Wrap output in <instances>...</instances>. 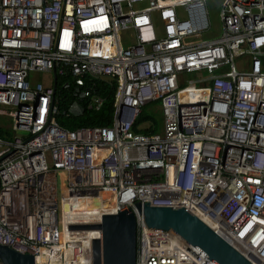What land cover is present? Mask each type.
I'll use <instances>...</instances> for the list:
<instances>
[{"label":"built area","instance_id":"obj_1","mask_svg":"<svg viewBox=\"0 0 264 264\" xmlns=\"http://www.w3.org/2000/svg\"><path fill=\"white\" fill-rule=\"evenodd\" d=\"M208 1L0 0V115L12 122L0 124L12 133L0 136V244L35 264H93L102 230L80 227L131 208L136 264H214L148 228L139 201L187 208L264 264V0H224L221 36L190 43L211 27ZM100 81L111 123L61 125L102 108ZM153 101L160 132H137ZM80 203L102 204L90 223Z\"/></svg>","mask_w":264,"mask_h":264},{"label":"water","instance_id":"obj_2","mask_svg":"<svg viewBox=\"0 0 264 264\" xmlns=\"http://www.w3.org/2000/svg\"><path fill=\"white\" fill-rule=\"evenodd\" d=\"M148 228L173 230L195 246L214 264H252L232 245L221 231H214L196 214L181 206H152L136 203ZM81 229L102 230V240L94 242L93 264H136L137 219L131 208L118 213L104 214L100 225L81 226ZM3 264H35L34 256L21 254L0 244Z\"/></svg>","mask_w":264,"mask_h":264},{"label":"trees","instance_id":"obj_3","mask_svg":"<svg viewBox=\"0 0 264 264\" xmlns=\"http://www.w3.org/2000/svg\"><path fill=\"white\" fill-rule=\"evenodd\" d=\"M99 87L102 94L105 95V101L101 109L87 110L82 116H78V117H59L58 119L59 123L68 128H71V130H75V128L79 126L109 125L112 121V116L114 112V95H113L114 91L113 90L111 91L109 84L106 83L105 81H100ZM64 104L65 102H62V105ZM144 121H149L150 124L147 126L142 123L143 126H141V122ZM157 125H158V121L156 120V118L149 115L148 112L146 110H143L142 108L141 113L137 117L135 123V130L143 134L157 133L158 132L156 130ZM0 136L4 138H9L12 137V133L9 130H4V128H0Z\"/></svg>","mask_w":264,"mask_h":264},{"label":"rangeland","instance_id":"obj_4","mask_svg":"<svg viewBox=\"0 0 264 264\" xmlns=\"http://www.w3.org/2000/svg\"><path fill=\"white\" fill-rule=\"evenodd\" d=\"M223 3H224V0H209L208 1L207 6L209 10V18H210L211 27L207 32L203 34H197V36L190 38L189 39L190 43H200L204 40H210V39H214V38L221 36V33L223 31V25H222L220 13L222 11ZM128 41L129 39L127 40V42ZM250 60L251 58L247 56L245 58L238 60L237 65L246 67V69L248 70L250 66ZM263 61H264V56H263ZM31 77L33 80L42 79L45 81L47 79L48 80L50 79V76L46 73L33 74ZM189 77L194 79L195 74L189 75ZM148 104L143 106L142 108L143 110H146L149 115L156 118V120L158 121L156 130L160 132L161 126H163V113H161L159 103L158 101L156 102L153 101ZM142 123L147 126L150 124L149 121H144V122H141V126H143ZM0 124L8 126V125H11L12 122L7 120L5 116L0 115Z\"/></svg>","mask_w":264,"mask_h":264},{"label":"bare ground","instance_id":"obj_5","mask_svg":"<svg viewBox=\"0 0 264 264\" xmlns=\"http://www.w3.org/2000/svg\"><path fill=\"white\" fill-rule=\"evenodd\" d=\"M81 205L82 204L80 203V205L75 206L74 212L80 216L82 223H90V221L93 220V217L91 215L89 216L88 213H90L94 210H98L102 206L101 203H100V206L93 204L90 207L84 204L83 208L81 209Z\"/></svg>","mask_w":264,"mask_h":264}]
</instances>
